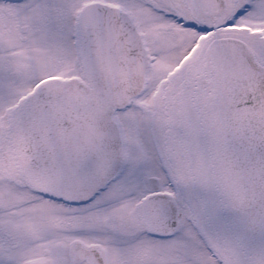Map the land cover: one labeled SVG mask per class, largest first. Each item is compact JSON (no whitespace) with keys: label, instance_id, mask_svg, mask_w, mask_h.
I'll return each instance as SVG.
<instances>
[{"label":"snow or ice","instance_id":"1","mask_svg":"<svg viewBox=\"0 0 264 264\" xmlns=\"http://www.w3.org/2000/svg\"><path fill=\"white\" fill-rule=\"evenodd\" d=\"M0 264H264V0H0Z\"/></svg>","mask_w":264,"mask_h":264}]
</instances>
